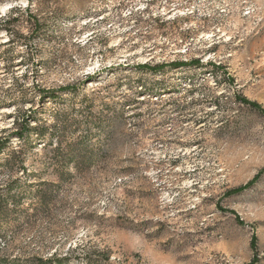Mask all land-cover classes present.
<instances>
[{"label": "rangeland", "instance_id": "1", "mask_svg": "<svg viewBox=\"0 0 264 264\" xmlns=\"http://www.w3.org/2000/svg\"><path fill=\"white\" fill-rule=\"evenodd\" d=\"M0 6V135L29 115L14 175L60 184L4 259L264 264V0ZM55 146L73 152L64 180Z\"/></svg>", "mask_w": 264, "mask_h": 264}, {"label": "trees", "instance_id": "2", "mask_svg": "<svg viewBox=\"0 0 264 264\" xmlns=\"http://www.w3.org/2000/svg\"><path fill=\"white\" fill-rule=\"evenodd\" d=\"M12 14L13 12L7 16L8 19L5 20L6 22L15 23L19 19L17 15L12 17ZM5 30L8 34H12L10 27H6ZM194 64L200 65L202 63L200 61H195ZM156 69L157 67L153 68V70ZM63 90H71V87H65ZM17 98L21 97H14V102L20 100ZM21 115L22 121H20L21 117L16 116L14 121L16 127L13 131L9 134L0 135V172L4 170L7 171L9 175V179H6L0 184V240L1 238L6 239L9 229L23 226L29 222L32 216L44 210H48L53 200L57 197V189L60 186L59 183L55 182L40 181L36 183V181H28L22 179L19 175H14V173L18 171H23V174H25V172L27 173V169L24 166V158H21L22 149H10L11 137L15 135L20 140H26L28 134H30L32 130H35V127L30 126V121H28L29 115H27V117L24 114ZM43 134L44 133L40 131L37 132L40 139L43 138ZM53 152L55 164L60 168V179L64 180L68 175H72L68 168L70 161L74 158L72 155L73 152H61L60 146H55ZM74 160V169L77 171L81 169L84 158L78 155ZM24 186L29 190L30 194L27 190L23 189ZM28 196L33 197V199L25 206L23 201ZM4 258L5 257H2L0 254V264H12V261ZM63 262L64 259L56 257L55 254H51L50 257H36L33 264H62Z\"/></svg>", "mask_w": 264, "mask_h": 264}, {"label": "bare ground", "instance_id": "3", "mask_svg": "<svg viewBox=\"0 0 264 264\" xmlns=\"http://www.w3.org/2000/svg\"><path fill=\"white\" fill-rule=\"evenodd\" d=\"M6 7V6H5ZM4 6H0V14L2 13V11L5 9Z\"/></svg>", "mask_w": 264, "mask_h": 264}]
</instances>
